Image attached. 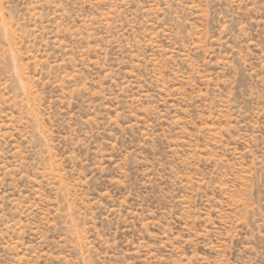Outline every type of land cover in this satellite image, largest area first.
Instances as JSON below:
<instances>
[{"label": "rangeland", "instance_id": "rangeland-1", "mask_svg": "<svg viewBox=\"0 0 264 264\" xmlns=\"http://www.w3.org/2000/svg\"><path fill=\"white\" fill-rule=\"evenodd\" d=\"M0 264H264V0H0Z\"/></svg>", "mask_w": 264, "mask_h": 264}]
</instances>
